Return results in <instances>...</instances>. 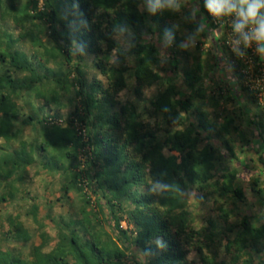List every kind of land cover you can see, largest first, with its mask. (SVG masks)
<instances>
[{
    "label": "trees",
    "instance_id": "obj_1",
    "mask_svg": "<svg viewBox=\"0 0 264 264\" xmlns=\"http://www.w3.org/2000/svg\"><path fill=\"white\" fill-rule=\"evenodd\" d=\"M195 1L205 26L221 30L235 90L251 101L246 65L226 44L246 19L234 0ZM184 28L198 37L193 52ZM156 36L172 66L184 64L185 91L161 74ZM203 36L185 0H0V264H264V222L233 221L249 197L236 168L218 169L213 141L239 161L250 140L243 113L227 108L232 91L211 76L217 56L199 51ZM86 55L100 78H87ZM124 90L138 103L120 101ZM260 112L250 123L264 137ZM35 166L59 178L44 204L29 190ZM188 193L209 205L200 227ZM18 199L34 228L5 211Z\"/></svg>",
    "mask_w": 264,
    "mask_h": 264
},
{
    "label": "rangeland",
    "instance_id": "obj_2",
    "mask_svg": "<svg viewBox=\"0 0 264 264\" xmlns=\"http://www.w3.org/2000/svg\"><path fill=\"white\" fill-rule=\"evenodd\" d=\"M185 1H186L187 9L192 12L195 21L198 24L200 23L203 26V30L205 32V36L200 37V41L202 43L199 44V51L203 52V53L210 51L212 54L214 53L215 56H217L218 59H216V67L213 70V72L211 73V76H213L216 79V81L220 82L222 85H227L229 87V89L232 91L231 95H233V97L235 99H233L234 101L232 103L227 105V108H229L230 110L232 109L234 112H236V114L243 113L242 118L240 119V121L242 123L241 127L243 129H245L247 137L250 138V133L252 134L253 131H257L256 126L251 124L250 121L257 122V120L254 119V115L256 114V115L260 116V114H261L260 109L257 106H255L257 103L254 100V93L252 92V95H251L252 98H251V101H249V102L246 101L248 96L244 92L243 93L240 92V94L238 95L237 91L235 90L236 85H234L232 83L233 78L231 76V72H230L228 66H226V64H227L226 58H223V60H222L221 59L222 57H221L220 52H219V48H218V44H217L218 43L217 38L219 37L221 30L216 29L214 32H211L209 30V28H207L205 26V24L202 22V21H204V19H203V15L199 12L197 2L195 0H185ZM140 8L143 10L144 4H141ZM257 27H258V25H257ZM181 35H184L186 37V39L183 41V44L187 47V49L190 52H193L195 50L194 47H195V44L197 42L196 38H198V37L195 34L189 32V30L187 28H184L183 33H181ZM117 39L119 42H121L124 45L125 48L128 49V47H129L128 44L121 37H117ZM153 41L159 50L160 58L162 60L164 68L166 69V71L161 72V74L164 77L167 76L169 78H172L175 81V83L177 84V86L182 91H185L186 89H185L183 81H182L183 80L182 74H183V65L184 64L182 62H180V63H178V65L176 67H173L172 66L173 64L170 63L171 62V58H170L171 55H170V52H169L168 47L166 45V42L157 36L152 39V42ZM207 56L209 59H212V57H211L212 55L208 54ZM128 58H129L128 59L129 65L133 66V60H132L133 57L129 56ZM91 61H92V56L86 55L85 56V62H86L85 70L87 72V78L89 80L92 77L100 78L97 71L92 67ZM161 88H162V84H159V85H155V86L150 87L149 89L144 90L141 100H138L140 106L143 105L144 103L146 104L147 101L153 95H155ZM210 88H211V86H210ZM118 99L120 101L131 100V101H135V103H138L137 100H135L134 97L127 90L122 91L118 95ZM241 104L247 105V109H248L247 112L248 113H245L243 110L240 109L241 107H239V105H241ZM0 141H1V139H0ZM213 144H215V146H218V148L223 153V157L221 158V162L218 165L219 171H222L225 168H233V166L231 164L235 163V162H231L232 160L229 158V156H227L226 151L222 148L220 143H218L217 141H213ZM238 148L239 147H237V150H238ZM36 170H37V166L30 168V173L33 175V182L30 184L29 190L31 191V195H33L37 198V202L39 204H44L45 200L52 198L53 195H55L56 192L58 191V188H59V181L58 180H59V178L58 179H57V177L49 178L47 175L43 176L42 174L38 176L35 173ZM258 178H260V182H261V183H259V186L261 188H263V193H264V177L258 176ZM238 185H239V187H242L244 189V191L246 192V194L249 198H248L247 203L245 205L238 203V211L237 212L240 214H236L234 217L235 219L233 218L234 219L233 221H236V219L239 220V218L242 215H245V216H249V217L254 216L251 219L252 224H254L256 226L262 224L264 222V203L263 202L261 203L262 196L257 195L251 191L250 187L252 185V180L248 179V177L246 175H244V177H241L239 175ZM187 196L189 197V200L191 202L190 208L192 210H196L197 207H199V209H201V212L199 214V219L196 222V227H200L201 225L204 224L203 219L207 218L209 215L212 216V214L209 212V208H208L209 205L203 203V201L197 200L194 193H191V194L188 193ZM263 196H264V194H263ZM30 202L31 201L28 200L29 204H30ZM23 204H26V202L18 199L16 201H14L12 204L6 206L5 211L10 212V213H16V211L21 212L22 213V219H23L24 223L27 226H29L30 228H34L35 225L33 224L31 218L24 216V211H25L26 207ZM54 211H55V213H60L62 210H61V208L58 207ZM132 251L134 252L136 258L142 262L144 259V256L140 252H138V250H136V249H132ZM262 255L264 256V250L262 252ZM189 258L197 261V256L195 255L194 252L190 253Z\"/></svg>",
    "mask_w": 264,
    "mask_h": 264
},
{
    "label": "crops",
    "instance_id": "obj_3",
    "mask_svg": "<svg viewBox=\"0 0 264 264\" xmlns=\"http://www.w3.org/2000/svg\"><path fill=\"white\" fill-rule=\"evenodd\" d=\"M234 1L237 4L239 17L258 25L260 32L259 57L264 62V0ZM249 140V145L243 148L240 160L231 159V162H235L231 165L238 170L241 177L246 175L252 182L257 181L258 184L254 187L258 188L261 183L258 176L264 177V137L260 136L258 131H253L252 134L250 133Z\"/></svg>",
    "mask_w": 264,
    "mask_h": 264
},
{
    "label": "built area",
    "instance_id": "obj_4",
    "mask_svg": "<svg viewBox=\"0 0 264 264\" xmlns=\"http://www.w3.org/2000/svg\"><path fill=\"white\" fill-rule=\"evenodd\" d=\"M235 23L237 22L234 21L230 24ZM239 24L241 26L237 28V32L240 36L229 35L226 44L237 53L238 58L246 65L241 70L244 74V85L254 93L256 106L262 111L264 119V62L259 57V28L250 21H239Z\"/></svg>",
    "mask_w": 264,
    "mask_h": 264
}]
</instances>
